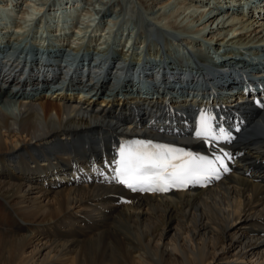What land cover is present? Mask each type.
<instances>
[{
  "label": "bare ground",
  "instance_id": "bare-ground-1",
  "mask_svg": "<svg viewBox=\"0 0 264 264\" xmlns=\"http://www.w3.org/2000/svg\"><path fill=\"white\" fill-rule=\"evenodd\" d=\"M29 1L17 0L13 7L23 2L28 5ZM232 1L219 2L216 10L201 7L206 12L190 20L204 43L207 37L214 43L210 45L213 54L223 63L219 68L241 62L235 60L237 53L232 46L244 52L260 51L264 45V0H245L253 6L235 13L231 10V20L226 18L227 22L212 26L230 6L243 5ZM137 2L144 12H137L133 0L126 5L138 15L136 20L145 37L161 36V30L152 25L156 20L167 19L165 25L172 30L182 27L177 23L182 13L163 12L170 0ZM191 6L185 4L183 10ZM42 10L37 8L36 12ZM108 11V7L100 8L97 18L110 19ZM140 13L152 22L142 20ZM11 28L18 37L24 26L16 21ZM50 31V36L65 45L44 48L40 55L57 61L66 53L72 60L63 67L64 75H70L59 85L61 88H48L55 83L54 77L48 80L49 73L42 82L33 72L23 82V76L10 78L0 73V264H264V102L253 107L238 104L222 114L246 120L237 140L225 148L232 158V173L206 188L160 196L130 193L114 184L107 170L122 140L136 136L191 146L196 140L189 139L187 133L166 132L182 127L180 120L174 124L178 120L175 111L172 114L160 107V101L151 97L146 103L132 104L120 99L127 92L126 80L115 90L108 88L106 76L113 66L102 75L103 68L115 62L118 68H114V78L126 76L128 49L123 52L119 46V50L109 52L87 48L80 53L67 45L75 37L70 31L61 33L55 25ZM9 36L0 42V59L6 52L31 55L26 45L8 44ZM177 46L184 48L179 42ZM166 53L165 57L158 56V64L165 58L172 73L179 60ZM11 58L4 59L5 63ZM90 61L96 83L76 73L78 65ZM199 74L209 76L210 85L225 81L209 68H201ZM42 86L41 92L38 87ZM180 112L191 116L193 111L183 105ZM155 115L161 119L156 120Z\"/></svg>",
  "mask_w": 264,
  "mask_h": 264
},
{
  "label": "rangeland",
  "instance_id": "rangeland-1",
  "mask_svg": "<svg viewBox=\"0 0 264 264\" xmlns=\"http://www.w3.org/2000/svg\"><path fill=\"white\" fill-rule=\"evenodd\" d=\"M16 1L17 0H0V26H1L0 32L4 31V33H5V31H6L5 34L0 33V42H2V43L5 42V39L3 38V36L5 37V36L10 35L9 36L10 39L8 40V44L13 45L14 47H15V45L21 46L20 44L23 43V45H26L28 47H32L34 49L36 48L38 50L40 48L41 50H43L44 48L49 49V48L55 47L57 45H60V46L62 44L65 45V42L63 43V41H60L59 38L50 36L53 34L52 31H50V29L52 28V26L54 28V25H55V27H57V28L60 27L62 29L61 33L64 31V29L61 26H59V24H58V17H56V19L53 20L52 25H46V23L48 21V17H49L47 15L46 9H49L50 10L49 13L53 14L55 11H54V8L52 9V6H53L52 4L56 0H30L28 2L29 3L28 5L23 2L21 5H19V7H18V5L16 7H13L14 2H16ZM18 1L20 2V0H18ZM127 1L128 0H78L77 3L74 1V2H72V5H68L67 6L68 8L62 7L64 10H66V9L68 10L70 7L74 8V7L78 6V10L76 9V11H74L71 15H69L71 17L70 23H72L71 24L72 27L68 28V32L70 31L71 34L75 35V37L77 39H75V37L73 38L74 40L69 39L67 42V45L73 47L74 49L75 48L79 49L80 53H82L87 48H96V49H99L101 51V49L103 47H106L109 45L111 47H113L114 49H116V48L119 49V46H120L119 44L123 43V41L125 42L126 47L128 46V44L133 42L132 45L129 47L127 53H126V55H129V53L131 52V56H129L130 59H133V58L134 59H136V58L140 59V57L141 58H152V57L156 58L155 57L156 52H158L157 55L160 52H169L174 57L180 59L179 58V55H180V49L179 48H181V47L177 46V43L179 42L181 44V46H185L186 48H188L190 50H194L199 56L205 57L207 54L203 52V49L205 48L204 44L207 42L209 45H211L212 42L208 41L207 40L208 37H207L205 40L206 42L204 43L203 38H201L200 36H198L195 33L194 22L193 23L190 22L191 17H195L197 14H200L201 12L205 13L206 9L201 11L202 10L201 7L207 8L211 5L213 6L214 4L217 5L219 2H223V3L228 2V0H172V1L170 0L171 4L169 3L168 6L166 8H164L163 12L166 13V12H170V11H173V12L177 11V12L182 13V14H180L179 19L177 21V23H179V26L180 25L182 26L181 27L182 29L180 27H177L178 29L172 30V29L167 27L168 26L166 24L167 19L162 20V21H158V20L153 21L154 22V24H153L152 20L150 21L147 19L146 15H144V16L141 15V13L144 12V9L141 8V6L138 4L137 0H133L134 3H136L135 9L138 10L137 12H141L140 17L142 18V20L147 21V23H148V21L152 22L154 29H157L159 31L161 30L160 31L161 32V36H160L161 37L160 38L161 45H158L156 42H154V40H149L147 36H146L147 38L145 37L146 34H144V29H143V27L140 26V24H138L139 22L137 21L138 15L134 14L133 13L134 11L133 12L130 11L132 9V7L130 6V8H129L126 5ZM199 1L201 2V4H199ZM239 1L240 0H235V1L233 0L232 3L235 4V3H238ZM9 2H12V5L11 6H5V4L9 3ZM246 2L247 1H245V3ZM180 3H182V5H180ZM243 3L244 2H242L241 4H243ZM183 4L184 5L190 4V5H192L191 6L192 8L183 10V6H184ZM239 4H240V2H239ZM248 4H251V3H248ZM126 6H127V8H125ZM41 7L43 10L39 14L36 11H37V8H41ZM103 7H105V8L108 7V9H109L108 12L111 13L110 19L105 18V19L100 20L97 18L96 12L98 10H100V8H103ZM211 9L215 10L212 7V8H209L208 11ZM56 11L59 12L61 10H56ZM57 12H55V13H57ZM39 15L41 16L39 18V21L43 20L44 22H46V23L43 22L45 24V26H47V30H48L45 32V34H47V36L52 38L53 40L48 39L45 42H43V41L38 42V40H36V39H31V37L34 36L35 31L31 30L30 34L27 32L25 33V31L28 30V25L31 22H35V23H36V21L38 22V20L35 21V19H37V17H39ZM224 15H226V16H224ZM60 16L62 17V13H60ZM222 16H224V17H222ZM216 18L217 19L214 20V25L212 24V26H214V27L216 26V24L225 22L226 18L228 20H231V18H228V13H221ZM25 20H26V22H25ZM16 21L17 22L19 21L25 28V29L23 28L22 32L18 34L19 35L18 37L15 36L16 34L11 32V29H12L11 27H13V24ZM7 27H8V29H7ZM95 31H96V33H95ZM169 32H171L172 35L174 33L173 36H176V39L170 38L171 36H170ZM82 35H84L83 36L84 38L82 37ZM28 36H29L28 41L22 40L23 38L25 39ZM230 36H231V34H230ZM216 39H218V37ZM181 40L188 41L189 43H186V42L182 43ZM84 41H85V43H84L85 49L81 50L80 47L82 46ZM90 41H92V42H90ZM142 41H143V43L145 41V43L143 44ZM199 41H201V42H199ZM231 45H234V44H231ZM126 47H124V51L127 50ZM232 47H235V46H232ZM237 49H241V48H237ZM206 50H207V53H210L209 56L213 55V53L215 52V50L212 49L211 47L206 48ZM198 51H199V53H198ZM258 51L259 50H257V49L255 51L250 49L249 51L245 50L244 52H248L252 55H256V54H258ZM234 52H235V50H234ZM259 52H262L264 54V48L262 47V49ZM237 53H240V50H238Z\"/></svg>",
  "mask_w": 264,
  "mask_h": 264
},
{
  "label": "snow or ice",
  "instance_id": "snow-or-ice-1",
  "mask_svg": "<svg viewBox=\"0 0 264 264\" xmlns=\"http://www.w3.org/2000/svg\"><path fill=\"white\" fill-rule=\"evenodd\" d=\"M197 138L208 143L228 140L223 129L215 131L212 117L202 114L195 132ZM223 156L194 155L184 149L151 141H136L120 149L115 179L132 191L167 192L171 188L184 189L189 185L210 183L220 179V172L229 171Z\"/></svg>",
  "mask_w": 264,
  "mask_h": 264
}]
</instances>
